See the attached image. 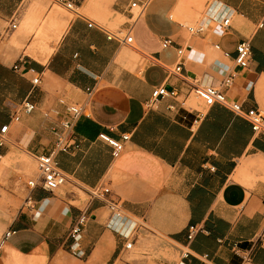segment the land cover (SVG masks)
Segmentation results:
<instances>
[{"label":"crops","instance_id":"obj_1","mask_svg":"<svg viewBox=\"0 0 264 264\" xmlns=\"http://www.w3.org/2000/svg\"><path fill=\"white\" fill-rule=\"evenodd\" d=\"M58 1L74 3L70 13L76 18L52 17L51 52L41 54L32 42L14 37L25 0H0V129L10 124L1 154L8 157L13 144L32 157L52 152L57 135L46 114L66 116L70 104L85 109L69 149L56 155L65 176L60 189L33 192L37 216L20 211L8 219L0 213V233L17 231L0 251V264H52L72 246L68 236L81 215L88 221L74 248L83 252L85 264H127L128 230L135 233L134 246L150 234L163 239L162 247L190 254L178 263L155 264H264V131L254 134L245 118L222 105L198 110L190 99L193 83L218 85L237 72L227 96L245 110L264 112V0H215L212 16L224 8L231 28L214 29L200 40L174 20L172 13L184 15L177 0H148L147 12L134 24L133 46L121 35L129 26L131 0ZM83 10L108 24L128 22L110 30ZM167 38L175 47H162ZM245 40L252 60L241 70L234 59ZM177 47L186 49L182 59ZM140 57L145 62L136 65ZM179 63L181 72L172 73ZM37 77L40 84L33 86ZM161 85L177 96L147 108ZM28 97L36 105L32 113L21 109ZM103 133L116 140L129 135L118 158L100 139ZM98 186L109 188V199L119 202L120 218L90 195ZM191 227L197 232L189 241Z\"/></svg>","mask_w":264,"mask_h":264},{"label":"built area","instance_id":"obj_2","mask_svg":"<svg viewBox=\"0 0 264 264\" xmlns=\"http://www.w3.org/2000/svg\"><path fill=\"white\" fill-rule=\"evenodd\" d=\"M61 5L65 6L68 12H73L76 10V6L72 2H62L58 1ZM217 1L212 0L207 4V8L205 10V18L209 17L208 22L201 20L194 25H185L183 26L187 33L196 39H202V36L214 29H220L222 33H228L231 28V17L225 14L224 8L218 12L217 15L212 16L216 10ZM150 2L147 0L145 2H141L139 0H131L129 5V11L131 12V19L129 22V26L122 32L123 42L129 46L134 45V24L137 20L141 19L149 8ZM213 13V14H212ZM211 16V18H210ZM89 27H92V24H89ZM12 28L16 29L17 24L12 22ZM162 47L164 49L175 47V44L172 39L167 38L162 42ZM219 49V46H215ZM193 48V47H192ZM177 55L179 59H182L186 54V49L183 47L176 48ZM252 60V46L249 40H245L241 42L236 49V57L234 62L238 68L241 70H245L249 68ZM169 70V69H168ZM182 70V64H178L174 69H172V73H180ZM237 72H231L228 76H226L223 80L219 82L218 85L210 84V85H199L197 82L193 83V89L191 91V95L193 94L197 99H199L204 106L210 108L214 105H222L234 112L236 115L242 116L245 118L252 126L254 134H259L264 131V112L258 109H250L245 110L242 103L238 101L231 100L227 96V90H229L237 77ZM33 86H38L40 84V78L37 77L32 80ZM92 91H89V95H91ZM169 96H177L176 91L169 92L165 85L158 86L154 88L152 91L151 98L145 103L147 108H155L157 107L159 101L162 98ZM62 104L64 102L62 101ZM21 109L25 113H32L36 110V105L31 101L28 97L21 104ZM67 115L59 116L57 112H48L46 114L47 118H50L54 121V132H56L57 140L52 152L48 154H41L37 156H33V159L37 166V177L28 181L27 189L29 191L27 197L25 198L24 204L22 206V211L24 212H32L37 209V202L34 199L33 192L40 187L46 192L51 194L56 193L62 184L64 183L65 176L62 173L59 163L56 160V155L61 152H66L70 147V142L73 140L71 137V131L74 124L79 120V118L84 115L85 109L84 107L77 104L67 105ZM15 122L20 120L17 113L13 117ZM10 132V124H6L0 129V150L9 143L8 134ZM100 139L106 142L113 149V156L118 158L123 151L125 150V143L129 140V135H124L122 140H116L111 138L107 134H100ZM2 158V154L0 151V159ZM110 189L105 186H98L94 188L90 195L93 198L104 200L108 209L115 216V218H120L121 216V207L119 202L109 199ZM35 216L38 215L37 212L33 213ZM87 217L85 215H81L74 226L72 227L68 241L72 242V246L70 249L73 251V254L78 257H84V254L81 250L75 249V246H78L82 238V234L84 232V228L87 224ZM197 232L196 227H191L188 234V240L191 241ZM17 234V231L14 229L6 230L3 235L0 237V251L4 247L7 241H9L13 236ZM135 233L128 230L125 234V239L127 243L125 245L126 250L133 249L135 244L134 242ZM264 239V235H263ZM190 256L187 250H180V260L188 259Z\"/></svg>","mask_w":264,"mask_h":264},{"label":"rangeland","instance_id":"obj_3","mask_svg":"<svg viewBox=\"0 0 264 264\" xmlns=\"http://www.w3.org/2000/svg\"><path fill=\"white\" fill-rule=\"evenodd\" d=\"M212 0H177L178 5L182 6V15L177 17L172 13L174 20L177 22L194 25L200 22L205 16L206 6ZM21 11L24 12L22 22H20L17 33L14 35L25 39V44L32 42L34 52L45 54V50L51 49L55 26L52 17L58 20L60 17H68L71 20L76 18V15L66 10L65 6L61 5L58 0H25ZM20 12V13H22ZM82 14L91 19V22H97L103 27L110 30H115L122 24L128 22L127 19H120L114 24H108L106 19H102L94 15L91 11H81ZM190 39L189 35H186ZM145 61L143 58L136 62V65H141ZM192 99L198 107L196 109L203 110V103L193 94ZM189 99V100H190ZM182 97L180 101H183ZM12 152L8 157L0 159V213L4 214L8 219L15 218L24 204L25 198L29 191L27 189L28 181L37 177V166L31 155L23 148L17 145H10ZM84 200L88 199L82 194ZM142 223V221H139ZM147 226V225H146ZM2 233H0L1 237ZM163 239L160 236H152L148 234L146 237L140 236L139 242L129 250L128 256L125 257L127 264L136 262H147L155 264L157 261L165 260L169 263L180 262V252L173 248L162 247ZM83 258H78L69 248H65L55 258L52 264H85Z\"/></svg>","mask_w":264,"mask_h":264}]
</instances>
